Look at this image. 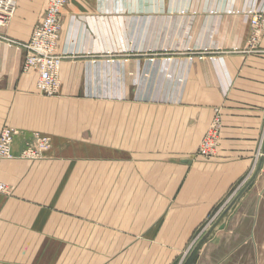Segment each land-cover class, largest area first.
Here are the masks:
<instances>
[{
    "label": "crops",
    "instance_id": "obj_1",
    "mask_svg": "<svg viewBox=\"0 0 264 264\" xmlns=\"http://www.w3.org/2000/svg\"><path fill=\"white\" fill-rule=\"evenodd\" d=\"M47 1L17 0L0 28V132L19 130L0 164V264H182L262 156L264 30L250 38L264 0H68L52 96L20 45ZM130 46L201 53L99 55ZM36 134L50 149L21 157ZM263 206L264 160L193 264H249Z\"/></svg>",
    "mask_w": 264,
    "mask_h": 264
},
{
    "label": "built area",
    "instance_id": "obj_2",
    "mask_svg": "<svg viewBox=\"0 0 264 264\" xmlns=\"http://www.w3.org/2000/svg\"><path fill=\"white\" fill-rule=\"evenodd\" d=\"M68 0H48L45 14L42 20L36 24L28 42L20 44L26 51L23 70L36 71L38 73L37 88L48 96L59 93L61 79L60 70L64 55L58 52L59 40L62 29V11ZM17 8V0H0V28L6 26L14 17ZM252 34L251 47L258 42L264 30V14H255L251 20ZM255 48V47H254ZM217 128H214L203 140L198 154L209 158L213 154L217 139ZM19 130L12 126H5L0 132V164L4 159L14 158L12 147ZM39 149L50 146V137L35 135ZM39 157L35 150H23L21 157ZM10 188L0 178V193L8 194ZM216 218V217H215ZM215 218H212L214 220ZM211 220V221H212Z\"/></svg>",
    "mask_w": 264,
    "mask_h": 264
},
{
    "label": "rangeland",
    "instance_id": "obj_3",
    "mask_svg": "<svg viewBox=\"0 0 264 264\" xmlns=\"http://www.w3.org/2000/svg\"><path fill=\"white\" fill-rule=\"evenodd\" d=\"M176 53L177 54H179V53L180 54H186V55L192 56L193 54L201 53V51H197L194 48L183 49V48H178V47H174V48L169 47L168 48V47H157V46H154V47L130 46V47H118L115 49L111 48V49H108L104 52H101L99 55L109 56V58H115L118 60H122L124 62V60H126L127 57H133L135 55H137V56L146 55L147 57L150 56V58H151L152 56L168 57V55H172V54H176ZM203 53H205V52H203ZM150 60H152V58ZM41 136H43V135H41ZM49 137L51 139L50 146L48 148L39 149L37 147V142H36V138L34 135L32 137V140L25 147V149L28 150L31 148L32 150H35L39 157L35 158L34 156H31V155L28 156L27 155L23 158L30 159V160H37V159L42 158L45 155V153L50 149V147L52 145V138H51V136H49ZM261 211H263V213H262V217H261V222L259 224V238L256 239V241L259 243V251L256 253V251L253 248H251L253 245L252 244L250 245L251 247H249V252H248L249 264H264V206H263ZM219 212L216 213L213 218H215L219 214ZM212 221H211V223H212ZM211 223H209L208 226ZM208 226L201 232V235L206 231Z\"/></svg>",
    "mask_w": 264,
    "mask_h": 264
},
{
    "label": "water",
    "instance_id": "obj_4",
    "mask_svg": "<svg viewBox=\"0 0 264 264\" xmlns=\"http://www.w3.org/2000/svg\"><path fill=\"white\" fill-rule=\"evenodd\" d=\"M263 160H264V148H263L262 156L259 159L253 174L250 176L247 182L239 189V191L234 195V197L228 202V204L219 212L216 218L208 226L206 231L198 238V240L195 242L194 246L192 247V249L190 250L189 254L187 255V257L185 258L182 264H193L202 246L214 239L216 233L225 224L228 216L231 214L234 206L236 205L241 195L250 187V185L256 179L258 173L262 168Z\"/></svg>",
    "mask_w": 264,
    "mask_h": 264
}]
</instances>
